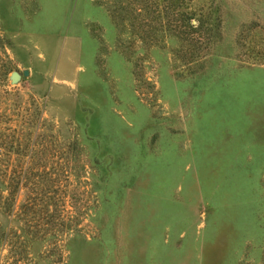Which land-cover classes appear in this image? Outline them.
I'll use <instances>...</instances> for the list:
<instances>
[{
    "label": "rangeland",
    "instance_id": "obj_1",
    "mask_svg": "<svg viewBox=\"0 0 264 264\" xmlns=\"http://www.w3.org/2000/svg\"><path fill=\"white\" fill-rule=\"evenodd\" d=\"M0 50V264H264V0H0Z\"/></svg>",
    "mask_w": 264,
    "mask_h": 264
},
{
    "label": "trees",
    "instance_id": "obj_2",
    "mask_svg": "<svg viewBox=\"0 0 264 264\" xmlns=\"http://www.w3.org/2000/svg\"><path fill=\"white\" fill-rule=\"evenodd\" d=\"M0 52L3 55L5 54L3 50H0ZM4 57H5V55H4ZM6 72H7V68H6L4 59L3 58H0V83L2 81H4ZM1 91H4V89L1 88ZM4 142L5 141H3V140L0 141V155H4V153H6L5 151L8 149V147L5 145ZM10 193H11V191L9 189H8L6 195H1V193H0L1 207H3V209H8L9 206H11V204H12V203L11 204L10 203H7V199L9 198V194Z\"/></svg>",
    "mask_w": 264,
    "mask_h": 264
},
{
    "label": "water",
    "instance_id": "obj_3",
    "mask_svg": "<svg viewBox=\"0 0 264 264\" xmlns=\"http://www.w3.org/2000/svg\"><path fill=\"white\" fill-rule=\"evenodd\" d=\"M24 73H26V71H24ZM16 75V73L14 71H12L11 73V79H14V76Z\"/></svg>",
    "mask_w": 264,
    "mask_h": 264
}]
</instances>
